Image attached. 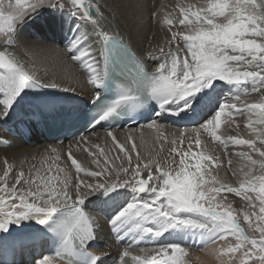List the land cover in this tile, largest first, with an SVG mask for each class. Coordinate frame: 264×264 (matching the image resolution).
<instances>
[{
  "label": "snow or ice",
  "instance_id": "snow-or-ice-1",
  "mask_svg": "<svg viewBox=\"0 0 264 264\" xmlns=\"http://www.w3.org/2000/svg\"><path fill=\"white\" fill-rule=\"evenodd\" d=\"M41 18L53 35L26 34ZM110 24L102 0H0V126L51 120L53 139L71 137L32 162L0 156V247H39L31 264H54L46 250L64 264H191L189 247L222 241L219 264H264V0H178L161 20L170 36L142 55ZM62 56L87 100L39 74ZM93 211L126 245L116 256L90 250Z\"/></svg>",
  "mask_w": 264,
  "mask_h": 264
},
{
  "label": "bare ground",
  "instance_id": "bare-ground-1",
  "mask_svg": "<svg viewBox=\"0 0 264 264\" xmlns=\"http://www.w3.org/2000/svg\"><path fill=\"white\" fill-rule=\"evenodd\" d=\"M105 4V15L111 21L110 26L106 25L105 30L110 34H118L124 37L135 49L142 55L144 52L151 49V47L159 45L170 36L166 28L162 26L161 20L165 11H172L178 0H102ZM157 12V17L153 18L152 13ZM114 17V18H113ZM153 18V19H152ZM40 33L42 36L53 35L51 28V21L47 18H41L26 29V34ZM31 38V37H29ZM47 43H56L53 40H46ZM47 73L48 79L55 78L59 83L66 87H73L76 89V94L83 99H88L91 92V86L88 85L85 74L80 66L73 63L68 57H60L59 59H49L40 66L39 74L44 76ZM251 99V98H250ZM247 116L242 115L237 117V121L241 127L239 129L241 134L246 133L244 124L246 123ZM165 130L171 134L178 129L190 126H174L164 121ZM104 130H100L101 135ZM145 148L151 150L153 148L154 136L156 133L152 130L143 129ZM226 134H236L233 128L225 129ZM139 142V137L137 138ZM70 141L64 142L66 146ZM49 144H41L39 146L30 147L22 144L17 138H12V146L7 148L0 147V156L7 155L10 162L15 159L19 162L25 156L31 161V156L36 155L39 157L41 153L48 148ZM61 147V145H51ZM209 147L214 148L221 155L223 150L219 145H213L209 142ZM231 150V149H230ZM77 158L82 161L86 160V154L82 155L77 153ZM235 160L236 157H233ZM38 162V161H37ZM234 180V178L229 177ZM240 201V200H239ZM239 201L233 200V206L239 205ZM93 215H97L100 219L101 227L97 232V240L94 249L100 252H108L110 257L116 256L124 246V243L117 242L114 236L110 233L106 221L102 218L103 214H98L93 211ZM222 241H217L216 244L209 243L202 247H189V257L191 264H219L216 258L214 249L222 245ZM143 246V245H141ZM54 264H64L63 262L53 258ZM111 264V258L107 260ZM21 263V262H20ZM21 264H30L25 262Z\"/></svg>",
  "mask_w": 264,
  "mask_h": 264
},
{
  "label": "rangeland",
  "instance_id": "rangeland-1",
  "mask_svg": "<svg viewBox=\"0 0 264 264\" xmlns=\"http://www.w3.org/2000/svg\"><path fill=\"white\" fill-rule=\"evenodd\" d=\"M152 17V16H151ZM153 19V18H152ZM232 199L233 200H240L239 201V205L238 206H236L235 208H237V209H239V208H241V207H243L244 205H245V202L244 201H242V199L241 198H239V197H236L234 194H231V195H229V200H231L232 201Z\"/></svg>",
  "mask_w": 264,
  "mask_h": 264
}]
</instances>
